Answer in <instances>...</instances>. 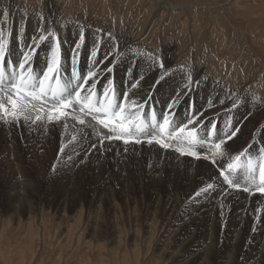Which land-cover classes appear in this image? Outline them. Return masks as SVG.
I'll return each mask as SVG.
<instances>
[{
	"label": "rangeland",
	"instance_id": "obj_1",
	"mask_svg": "<svg viewBox=\"0 0 264 264\" xmlns=\"http://www.w3.org/2000/svg\"><path fill=\"white\" fill-rule=\"evenodd\" d=\"M48 1L61 3L67 15L93 8L102 30L124 19V30H133L150 21L147 15L155 11L157 19L144 43L159 42L162 51L166 45L196 47L204 61L219 49L220 60L237 63L245 71L237 84L244 96L252 80L260 78L264 89V61L248 40L264 36V0ZM2 6L7 7L0 0ZM29 26L12 32L20 34ZM113 34L120 39L117 31ZM70 45L69 41L64 48L65 56ZM177 55L169 59H179ZM171 68L183 71L181 63ZM173 89L169 87L167 96ZM262 92L251 90L253 105L264 100ZM232 104L230 114L241 104L247 110L253 106L244 104L242 97ZM42 128L39 121L0 120V264H244L252 249L263 247L257 234L264 226V204L248 212L241 238L235 239L240 197L221 205L212 190L195 195L213 184L212 177L189 187L181 173L172 172V160L160 161L154 151L124 144L93 147L78 143L73 135L69 143L61 138L63 130L58 132L59 143L49 150L43 145Z\"/></svg>",
	"mask_w": 264,
	"mask_h": 264
},
{
	"label": "bare ground",
	"instance_id": "obj_2",
	"mask_svg": "<svg viewBox=\"0 0 264 264\" xmlns=\"http://www.w3.org/2000/svg\"><path fill=\"white\" fill-rule=\"evenodd\" d=\"M40 1L35 4L31 1L27 2V0H3L7 7H0V32H4L9 41V60L13 62L18 60L21 49L32 43V41H29L32 39H30L31 35L38 39L40 35H47V32L51 30L56 33L60 41L62 74H65L66 79L72 72V57L73 51L76 50L75 45L80 43L81 47L76 50L79 52L76 69L81 75H86L88 71H93L95 73L93 79L99 91L103 92L109 81H112L117 94L121 98L123 93L127 92L131 98L141 102L147 101L145 112L152 105L159 116L161 113H167L168 105L176 101L172 109L176 124L186 123L189 118H193L196 120L195 127L200 130L202 136L207 134L208 129L212 125H216V132L219 135L239 128V133L227 144L228 152L234 155L251 145L250 154L252 158L255 160L259 156V150L264 148V100L253 105L254 94L250 92L251 90L264 92V89H261L262 85L258 82L260 78L256 81L248 82L247 92L244 93L247 96H244L239 90L240 87L237 88V84H241L240 76L245 71L237 63L220 60L219 56L222 55L217 52L219 49L215 50L213 47L215 51L209 52L208 54L210 55H207L204 61L203 54L199 53L196 47L188 46L183 48L180 45L172 47V49L166 45L163 47V52L159 49L160 46H158L159 42L157 41L154 45L158 47L153 46V43H148V41L144 43L146 40L143 41V39L148 35L151 25L157 19L155 11L147 15V19L149 18L150 21H144V25H136L133 30H124L125 26L123 23L126 19L121 24L119 22L109 24L102 30L101 23L97 22V13L93 8L88 13L81 15L77 13L67 15L64 10L65 7L61 3H51L48 0ZM172 8L170 6V9ZM24 25H30L28 30L20 34L12 32L13 28H22ZM115 31L119 33L120 39H116L117 35L113 34ZM81 33L84 36L82 42L80 40ZM47 40L41 44V47L37 50V55L33 59V65L38 74L46 66V60L51 54L53 41L52 39ZM119 40L120 42L118 43ZM248 40L249 44L264 61V36L249 37ZM69 41L71 42L70 53L65 56L63 54L65 53L64 48L69 44ZM13 42H16V45ZM93 51H96L95 57L91 55ZM170 55H177L179 59H185L187 56L186 64L177 62L179 59H176V57H174V61L170 60ZM153 57H158L165 64L167 74L163 79H160L162 70L158 63L153 62ZM196 58H198V61ZM199 60L206 64L202 66ZM174 63H181L183 71L178 68H171ZM201 75H203V79L200 78ZM141 77L143 78L141 79ZM189 77H191V83L189 82ZM157 80H159V83H157ZM137 81L139 83L133 89L131 85ZM91 82L90 80L89 83ZM172 85L174 89L167 96L169 91H171L168 89ZM244 85L246 86V84ZM235 94L236 100H234ZM228 95L231 96V101ZM149 97L151 98L149 99ZM241 97L244 104L250 102L253 106L247 110L245 105L241 104L239 110L235 108L234 112L231 111L230 114L228 112L230 110L229 106L231 105L232 109V103H236ZM228 121H231V126H228ZM42 124L44 125V129L42 128L43 145L48 146L49 150L53 148L52 146H54L56 141L59 143L58 132L62 130L64 134H62L61 138L65 142H69L73 135L80 144L101 146L100 140L92 127L80 125L73 119L60 123L45 122ZM76 131L78 133H75ZM259 132L262 133L261 136ZM116 144L123 143L121 141L104 142V145L111 147H115L114 145ZM132 146L141 147L142 152H156L160 155V161L164 158L171 159L172 172L181 173L188 185L193 182L196 185H201L205 179L212 177V185L214 187L210 189L212 190L210 191L211 196L221 205H227L233 196L240 197L235 207L239 214L236 218L238 228L235 233V239L240 240L241 238L240 229L247 220L248 212L264 204V196L259 193L250 195L243 191L229 189L223 183L222 178L217 176V165H213L210 160L203 158V155L207 152L206 148L199 149L202 155L200 159H196L188 155H180L174 149H162L156 144L148 145L144 143ZM227 160L228 158L224 157L219 163L226 164ZM214 173H216L215 177L213 176ZM257 240H264V226L262 230H259ZM263 252L264 245L263 247L262 244L256 246L251 250L249 260L244 264H263ZM195 254L198 259L201 250ZM173 255L176 257L178 254L173 253ZM228 257H231V254ZM200 263L203 264V261Z\"/></svg>",
	"mask_w": 264,
	"mask_h": 264
},
{
	"label": "snow or ice",
	"instance_id": "obj_3",
	"mask_svg": "<svg viewBox=\"0 0 264 264\" xmlns=\"http://www.w3.org/2000/svg\"><path fill=\"white\" fill-rule=\"evenodd\" d=\"M49 37L53 41L51 54L38 74L33 59ZM83 39L81 33V42ZM80 47V43L75 45L76 50ZM76 50L73 51L71 75L66 79L62 75L61 47L55 32L48 31L47 35H40L38 39L34 37L31 44L21 49L15 62L8 59L9 41L5 33L0 32V120L5 123L23 120L35 124L38 121L60 123L73 119L80 125L92 127L101 146L105 141H121L125 146L156 144L162 149H174L180 155L196 159L202 155L199 149L206 148L203 158L217 165L219 176L229 189L264 196V148L259 150L255 160L250 154L251 145L234 155L227 150L228 142L239 133V128L219 135L216 125H212L207 134L201 136L193 118L186 123H175L172 109L176 101L168 105L167 113L158 117L155 111L145 112L147 101L131 98L127 92L121 98L112 81L103 93H99L93 79L95 73L88 71L86 75H81L77 71L79 52ZM91 55L95 57L96 51ZM153 62L159 64L162 70L160 79H163L167 74L165 64L158 57H153ZM189 82H192L191 77ZM138 83H133L131 87L136 88ZM224 157H228L227 163H219V158ZM213 187L208 184L195 195L198 197Z\"/></svg>",
	"mask_w": 264,
	"mask_h": 264
}]
</instances>
